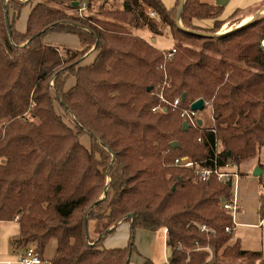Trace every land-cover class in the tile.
<instances>
[{"label":"trees","instance_id":"16d2710c","mask_svg":"<svg viewBox=\"0 0 264 264\" xmlns=\"http://www.w3.org/2000/svg\"><path fill=\"white\" fill-rule=\"evenodd\" d=\"M30 1L0 0V221L18 216L13 242L32 241L42 257L55 239L49 264H128L135 228L165 226L168 264H264L263 252L232 241V216L223 208L230 186L172 165L182 155L213 165L217 142L219 162L238 166L264 146V14L206 37L176 24L180 0L171 8L161 0H47L30 7L19 31L16 19ZM221 10L185 0L181 25L197 31L193 18L215 19V33ZM140 29L167 33L173 55L165 60L133 31ZM49 33L73 34L79 48L53 45L44 39ZM164 75V99L184 94L187 107L202 98L211 124L182 130L181 110L156 92ZM85 133L88 148L79 142ZM259 184L264 215V173ZM91 219L102 223L95 240L87 233ZM119 221L130 222L127 244L104 247Z\"/></svg>","mask_w":264,"mask_h":264},{"label":"crops","instance_id":"0c3cea01","mask_svg":"<svg viewBox=\"0 0 264 264\" xmlns=\"http://www.w3.org/2000/svg\"><path fill=\"white\" fill-rule=\"evenodd\" d=\"M161 1L165 5V7L171 8L175 6L177 0H161ZM203 1H206L208 3L217 6H221L222 9L221 14L216 18L217 20H222L223 22L242 20L239 21L240 22L239 25L250 20L255 14L264 12V0H203ZM29 9H30V5L27 4L26 13H25L26 16H28ZM235 11H237V14L233 15ZM214 20L215 19H202L201 24L200 23L199 24L201 26L211 27L213 25ZM205 21L211 22L212 24L206 25L205 23H203ZM17 30L24 31L25 27L21 25V28H19L18 26ZM54 34L56 35L54 37H57V35L59 34L69 35L71 38L69 39L70 43L68 44L72 45V47L67 45H63V46L70 48H79V40L77 36L73 34L49 33L45 36L44 38L45 41L53 44L52 42L48 41V39L46 38ZM91 50L88 51L87 54L85 55V59H84L85 61L87 60V58H89L90 61L92 60L94 53L91 52ZM71 79L72 80H70L68 84L66 83V87L73 84V78ZM199 119L201 120V124H202L203 120L200 117ZM255 166H259V165L256 164ZM247 175H252V169L248 170L246 173H243L241 175L239 174L240 178L237 184V195H236L237 210L233 217L234 226L232 230V240L233 241L237 240L243 249L255 250V251L257 250L264 253V215H262L260 212L261 198L259 200L258 191H257L258 185H260L259 176L257 177L253 175L255 178L251 179L247 177ZM130 226H131L130 222L127 221L117 222L107 229V232H109V234L107 235L113 234L115 230L121 228L124 229V231H121V233H127V231H130ZM159 231L162 230L158 229L156 231L151 232L153 233L151 234L152 235L151 239L153 244L155 241V232H159ZM234 231L236 232V234L234 233ZM162 233L164 232L162 231ZM18 236H19V224L17 220L13 219L11 221H0V264H21L18 261V257L23 252V249L26 246H18L13 242V240H15ZM165 240H166V234H165ZM125 245L126 244L116 246V245L106 244L105 246L106 248H114V247H123ZM41 258L43 261L40 264H49L50 261L49 259H44L43 255ZM142 258L143 259L141 264L143 263L144 259H148L152 264H154L151 257L143 256Z\"/></svg>","mask_w":264,"mask_h":264},{"label":"rangeland","instance_id":"374dc122","mask_svg":"<svg viewBox=\"0 0 264 264\" xmlns=\"http://www.w3.org/2000/svg\"><path fill=\"white\" fill-rule=\"evenodd\" d=\"M23 1H27V0H23ZM37 1L47 2V0H31L30 2H28V4L31 7ZM25 13H26V6H24L21 9L18 18L16 19V22H15V28L16 29L18 28V26H19V28H21V25L26 27L27 16L25 15ZM83 13L85 14V12H83ZM262 14H264V12ZM239 21H242V20L223 22L222 24H220V26L218 27L216 32L221 33V32H225V31L228 32L230 30H233V29L237 28V26H239V23H240ZM192 22L194 24H196L197 26H199L200 30L208 29V30H204V31H208V32H212V30H214V27H213L214 23L211 27H205V26L200 25L202 22V19L193 18ZM203 23H205L206 25L212 24L211 22H208V21H205ZM244 23H246V22H244ZM133 31L136 34H138L140 37L147 40L149 43H152L159 50H169L171 47L174 46V41L168 36L167 33L165 35H153L149 31L144 30V29H140V30H136V31L133 30ZM54 36H56V35L55 34L50 35V37L48 36L46 39H48V41L52 42L53 44H56L57 46L58 45L59 46L67 45V46L72 47V45L68 44V43H70L69 39L71 38L69 35L59 34V35H57V37H54ZM153 39H154V42H152ZM61 52H62V50H61ZM86 61L90 62L89 58H87ZM88 62H85V63H88ZM82 63H83V61H82ZM70 80H72V79L69 78L67 80V84L70 82ZM73 81H74V79H73ZM164 81H165V76H164ZM163 82H162V84H160L157 87V90H156V92L158 93V98H159V94L162 91L161 90L162 87L164 85H166V84H163ZM50 84H52V81H50ZM159 100H160V98H159ZM55 108H56V111L60 112V114L62 115L64 122L68 126L73 128V126H74L73 122L70 119H67L65 117V115L63 114L61 108H59L57 103H55ZM197 115L203 120V124H205V125L211 124L212 120L210 118V107L209 106H204L202 110L198 111ZM0 128H1V122H0ZM79 142L83 146L88 148L90 146L89 134L85 133V134L81 135L79 138ZM258 163L263 165V171H264V146L260 148L259 153L255 157H252L249 160L238 164V166L235 167V170L241 175L243 173H246L250 169L253 170L255 165ZM247 177H249L251 179L255 178L253 175H247ZM107 181H108V178H107ZM257 191H258V197L260 200V193H261L260 185H258ZM102 194H101V196H102ZM101 226H102V223L98 222L97 220L91 219L88 221L87 233L91 239H94V238L97 239L98 238L97 235H98V231L101 228ZM161 228L162 227H160L159 229H161ZM121 231H124V229L123 228L117 229V230H115V232L113 234L105 236V238L102 241V245L105 246L106 244H110V245L120 246L123 244H127L128 238L131 235V233H130V231H127V233H121ZM151 232H153V231H147V230L142 229V228H135L134 234H133V236H134L133 241H134L135 249L130 255L128 264H141L143 256L151 257L154 264H166V263H168L170 251L167 248V245L165 242V234L162 233V231L155 232V241L153 244L152 239H151V236H152L151 234H153V233H151ZM234 233L236 234L235 231H234ZM28 243H33V242L29 241ZM55 244H56L55 239H51L47 243V245L44 248L43 254H42L44 259L50 260L52 258V256L54 255V251H55L54 250ZM27 245L28 244H26L25 246H27ZM244 263H245V260L244 261L243 260H236L231 264H244Z\"/></svg>","mask_w":264,"mask_h":264},{"label":"built area","instance_id":"2783aa9c","mask_svg":"<svg viewBox=\"0 0 264 264\" xmlns=\"http://www.w3.org/2000/svg\"><path fill=\"white\" fill-rule=\"evenodd\" d=\"M85 4L84 2L81 4V7L78 9L79 15L84 14ZM149 14L151 16H155V13L152 10H149ZM260 45L264 47V39L261 40ZM164 59L170 58L173 53L175 52V49L172 47L169 50H161ZM162 68L164 69V64L162 65ZM165 70V69H164ZM165 81L163 84H166V75ZM163 90V87L162 89ZM159 98L162 102L167 103L172 109H180L181 115L184 118V121L189 125L192 126H200L197 124V119L199 116L197 115L198 111H192L190 109V102L188 106H184L183 102L180 98V95L176 96L172 101L167 102L163 95L162 91L159 94ZM204 106H209L207 102H204ZM153 110H156L154 108ZM199 140V139H198ZM214 153L213 158L211 159L213 162V165L206 166V160H194L191 157L182 155L175 157L172 165L178 168H188L193 171V174L198 180H207L211 176H214L217 181L226 183L227 181H230V199L223 202V208L226 209L231 213L232 216V222H234V214L237 210V201H236V195H237V184L239 180V173L235 170L236 164L232 161H227L223 164L219 162V154L221 151V148L219 147L218 143L215 142L214 144ZM18 216H15V220H17ZM234 225V223H233ZM161 230L166 234L167 227L162 226ZM201 230L207 231L208 229L205 226H201ZM230 227H226V231H230ZM18 261L21 264H40L42 263V258L40 256L39 251L36 248V245L34 243L28 244L26 247H24L23 252L19 255ZM168 264V263H166Z\"/></svg>","mask_w":264,"mask_h":264},{"label":"water","instance_id":"95a60500","mask_svg":"<svg viewBox=\"0 0 264 264\" xmlns=\"http://www.w3.org/2000/svg\"><path fill=\"white\" fill-rule=\"evenodd\" d=\"M184 2H185V0H180V1H179V4H178V8H177V19H176V24H177L181 29H183L184 31L192 32V33L199 34V35L206 36V37L219 36V35H222V34H224V33H227L226 31H225V32H221V33H220V32H215V33H213V32L202 31V30L193 31V30H190V29L183 28L182 25H181V22H180V15H181V12H182V9H183V6H184ZM77 5H78L77 2H73V6L76 7ZM260 14H262V12H261V13H257V14H255V15H254L250 20H248L246 23L252 21V20L255 19L256 17H258ZM246 23H244V24H246ZM244 24H241V25L237 26V28L243 26ZM152 42H154V39L152 40ZM151 89H152V87L149 86V87H147L146 90H147V91H151ZM180 98H181L182 101H184V100H185V96H184V94H181V95H180ZM203 107H204V101H203L202 98H198V99L194 100V101L190 104V109H191L192 111H194V112H195V111H200V110H202ZM197 124H198V125H201V120H200L199 118L197 119ZM187 128H188V124L184 121V122L182 123V130H186ZM177 146H178V143H177L176 141H173V142L170 143V147H171V148H175V147H177ZM227 155H229V152H227ZM263 173H264L263 169H262L261 167H259V166H255V167L253 168V170H252V175L257 176V177H258V176H261ZM108 180H109V178H108ZM226 185L230 186V181H227V182H226ZM173 189H174V187H172V190H173ZM103 197H105V191L103 192V194H102V196L100 197V199L103 198ZM130 218H132V214H130Z\"/></svg>","mask_w":264,"mask_h":264}]
</instances>
